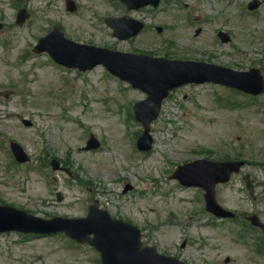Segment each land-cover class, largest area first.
Wrapping results in <instances>:
<instances>
[{"label": "rangeland", "instance_id": "obj_1", "mask_svg": "<svg viewBox=\"0 0 264 264\" xmlns=\"http://www.w3.org/2000/svg\"><path fill=\"white\" fill-rule=\"evenodd\" d=\"M79 1L83 4L86 16L95 17L109 10L113 3L105 0ZM178 1L182 2V9L181 4L170 2L164 4L161 12L146 13L147 20H160V24L174 27L165 33L174 41L170 49H175H171V52L182 56L208 57L214 62L241 69L256 63L254 66H259L264 74V3L257 12H242L248 0ZM23 2L21 0L20 4ZM35 2H26L35 13L30 21L24 26H17L14 24L15 9L13 14L17 3L15 0H0V21L5 25L0 34L5 35L3 39L8 43L13 37L16 41L15 44L11 43L12 48L0 45V203L50 218L55 215L82 216L91 199L98 197L102 200L101 205L113 214L146 227L143 231L145 244H155L161 252L178 256L189 264H208V261L212 264H264V253H254L251 243L258 240L259 236L254 232L250 240L245 235L238 238V234L243 235L245 231L240 228L241 220L225 222L210 218L209 214L201 211L199 190L195 187L182 194V205L175 204L178 199L173 190L168 196L162 191V179L167 177L162 176L159 169V174L153 172V181L149 184L146 181L148 176H141V173L137 177H129L130 182L144 186V189L141 194H125L117 180L113 183L111 175L115 172L111 171L112 167L103 168V165L93 160L91 156L94 155L82 148L87 139V134H83L85 128L72 122L64 105L81 100L83 94H86L87 99L90 97L88 105L92 106L87 113L82 111L81 102L70 111L76 112V117L85 115L93 121L91 131L98 137L105 136L111 131L108 127L117 126V121L112 115L108 119L100 118L99 112L103 109L92 96L95 93L103 96L109 90L119 92V87L116 88L119 83L114 77L105 75L100 66L81 74L75 70L42 64L44 56H33L31 59L22 52L24 59L37 64L29 66L22 59L21 52L13 49L21 51L35 42L37 31L42 30H38L40 26L47 25L50 20L46 18L48 15L59 21L69 36L79 41L113 44L121 48L138 47L139 42L137 39L115 42L104 27L98 25L96 30L93 29L85 14L79 17L64 13L61 0H50L47 12L38 11V14L32 7ZM37 2L39 10L44 7L41 0ZM199 26L201 31L195 35V28ZM217 29L229 31L233 43L225 46L216 44L213 34ZM150 43V46L146 45L148 48H159L160 42ZM165 52L173 56L171 52ZM52 87L58 92L43 94ZM66 87L67 93L62 90ZM229 91L225 87L209 84L185 86L177 90L164 104L161 119L154 124L155 135L164 134L170 140L160 146V153L150 157H155L160 165H166L168 169L171 168V161L172 165H178L193 157L218 159L227 153L235 155L233 152H236L246 160L243 172L253 173L258 178L259 182H255L256 204L244 195L240 174L232 177L227 191L222 195L218 190V200L240 215L260 210L264 218V168H260L262 165L257 163L264 161V142L259 132V126L264 127V114H261L264 111V94L250 102L247 108L240 109L234 108L232 102L236 97L244 100L243 97H234ZM135 97L140 98L142 94L130 90L124 99L132 100ZM121 98L123 100L122 95ZM247 110H253L256 115L244 112ZM174 112L177 114L173 115ZM22 118L30 119L32 125L25 126ZM134 128L138 130L139 126L134 125ZM80 131H83L82 134ZM10 138L28 151L32 158L29 164L16 165L12 160L6 146ZM118 142L127 146L124 137ZM203 148L211 150L208 151L211 153L201 150ZM124 150L128 153L130 148ZM51 157L59 160L65 170H52L49 166ZM257 170L260 174L256 173ZM56 190L63 192L62 201L55 200ZM197 194L198 199L195 197ZM133 195L138 197L137 201L132 200ZM199 203L202 215L195 212ZM120 205L125 207L121 208ZM173 211L175 215L168 214ZM150 222L154 226L150 227ZM198 224H204L203 228ZM67 240L60 233L50 236L0 233V264H99L97 253L92 247L69 244ZM183 241L186 242L185 246H181ZM225 258L229 261L226 262Z\"/></svg>", "mask_w": 264, "mask_h": 264}, {"label": "water", "instance_id": "obj_2", "mask_svg": "<svg viewBox=\"0 0 264 264\" xmlns=\"http://www.w3.org/2000/svg\"><path fill=\"white\" fill-rule=\"evenodd\" d=\"M80 47L79 48H82L83 49V57L86 58L88 56H91V53L92 54H95V53H99V52H102L103 50L101 49H97V48H91V46H86V45H79ZM47 49V48H46ZM50 53L52 55L55 56L56 52L55 51H51L49 49ZM56 57V56H55ZM96 62H101V59L100 57H97L94 55V58L93 60L91 61V63L88 65L89 67L93 66ZM158 61L157 60H154L153 64H150V65H154L155 63H157ZM67 65H70L71 63L69 61L66 62ZM157 64L156 66H151V68H142L141 70V74L143 73H147V70L148 71H151L152 69H155L157 68ZM125 74V73H124ZM126 78L132 80L134 83H138L139 82V79L137 78L138 77V72H130V73H127L125 75ZM145 80L147 81L148 85H149V88L153 91V96H150L153 98V112L156 114L157 110H158V104L160 102V99L162 98V96L164 94H166L167 92V89L172 87L173 85H176V84H179V83H182V82H185L187 81L186 78L182 77V75H177V76H173L171 77L169 83L166 85L165 87V82L167 81V79L165 80H162V79H159L157 80V82L153 79V77L151 75H148L145 77ZM160 85H163V88L164 91L162 94L161 92V88H160ZM153 115H151V117H153ZM6 215H9V216H6ZM20 216L22 215L23 218H28L30 217V215H26L24 214V212L22 213L21 211H17L15 209H12V208H9V207H1L0 208V231L1 230H5L6 228H18V227H21V225L23 224L22 221L20 220H17V219H14L13 217L15 216ZM9 218H11L10 220L14 223H11L9 222V224L6 226V222L4 221V219L6 220H9ZM35 220V223H34V227H30V228H27V229H32L34 232H51V231H55L56 229H60L62 228L63 230H65L67 233L71 232L74 228L72 227H58V226H52L51 223H54V220H51V221H43V220H40V219H36V218H33ZM113 228H114V232L113 233H110L107 229V224L105 223H102V224H94V225H91L89 228H88V231H92L95 233L96 235V245L98 248H100V250L102 251V254L103 256H107L108 254L112 253L113 251V246L115 245L118 237L120 236V226L119 224H117L116 222H113ZM68 229V230H67ZM70 229V230H69ZM87 230V228H86ZM87 232V231H85ZM100 239V240H98Z\"/></svg>", "mask_w": 264, "mask_h": 264}]
</instances>
